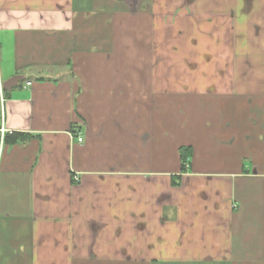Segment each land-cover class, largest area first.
I'll list each match as a JSON object with an SVG mask.
<instances>
[{
  "label": "crops",
  "instance_id": "1",
  "mask_svg": "<svg viewBox=\"0 0 264 264\" xmlns=\"http://www.w3.org/2000/svg\"><path fill=\"white\" fill-rule=\"evenodd\" d=\"M160 25L264 0H0V264H264V69L174 80Z\"/></svg>",
  "mask_w": 264,
  "mask_h": 264
},
{
  "label": "rangeland",
  "instance_id": "2",
  "mask_svg": "<svg viewBox=\"0 0 264 264\" xmlns=\"http://www.w3.org/2000/svg\"><path fill=\"white\" fill-rule=\"evenodd\" d=\"M156 28L160 35L168 37L173 31L174 67L186 65V71L174 72V80H229L237 77V80L244 81L251 71L256 79L262 76L264 25H160ZM158 62L167 63L163 56H158ZM198 66H208V69L204 73L192 69ZM230 66H236V73L229 72Z\"/></svg>",
  "mask_w": 264,
  "mask_h": 264
},
{
  "label": "trees",
  "instance_id": "3",
  "mask_svg": "<svg viewBox=\"0 0 264 264\" xmlns=\"http://www.w3.org/2000/svg\"><path fill=\"white\" fill-rule=\"evenodd\" d=\"M28 136L22 133H15L12 135V141L13 142H19V141H23L27 138ZM8 138V137H7ZM180 157L181 160L184 161V159L186 158V152L184 150H180ZM184 169H181V171Z\"/></svg>",
  "mask_w": 264,
  "mask_h": 264
},
{
  "label": "water",
  "instance_id": "4",
  "mask_svg": "<svg viewBox=\"0 0 264 264\" xmlns=\"http://www.w3.org/2000/svg\"><path fill=\"white\" fill-rule=\"evenodd\" d=\"M21 78L19 76H15L3 84H1L3 90H9L11 87L15 86Z\"/></svg>",
  "mask_w": 264,
  "mask_h": 264
},
{
  "label": "built area",
  "instance_id": "5",
  "mask_svg": "<svg viewBox=\"0 0 264 264\" xmlns=\"http://www.w3.org/2000/svg\"><path fill=\"white\" fill-rule=\"evenodd\" d=\"M0 90H2L1 84H0ZM81 141H82V139L81 138H78V142H81Z\"/></svg>",
  "mask_w": 264,
  "mask_h": 264
}]
</instances>
